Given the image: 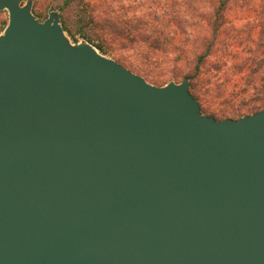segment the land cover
Listing matches in <instances>:
<instances>
[{
  "label": "water",
  "instance_id": "95a60500",
  "mask_svg": "<svg viewBox=\"0 0 264 264\" xmlns=\"http://www.w3.org/2000/svg\"><path fill=\"white\" fill-rule=\"evenodd\" d=\"M0 11V264H264V110L216 120L187 78Z\"/></svg>",
  "mask_w": 264,
  "mask_h": 264
},
{
  "label": "rangeland",
  "instance_id": "374dc122",
  "mask_svg": "<svg viewBox=\"0 0 264 264\" xmlns=\"http://www.w3.org/2000/svg\"><path fill=\"white\" fill-rule=\"evenodd\" d=\"M32 13L39 22L51 12L61 16L73 36H66L71 43L86 42L75 33L79 17L87 19L85 34L92 46L98 45L105 56L115 60L149 84L162 87L170 82L181 83L183 77L193 74L195 57L210 44V56L203 65V78L199 88L209 92L201 97L217 112H250L259 103L250 96L238 94L229 88L222 93L209 88L207 81H214L216 65L226 63L224 72L234 74L233 65L247 58L244 48L255 49L264 43V0H232L224 9L223 26L213 36L207 27V19L216 9L215 0H31ZM25 3V2H24ZM193 9L197 17L192 19L185 12ZM184 31L178 32L174 22L156 19L174 15ZM200 17H202L200 19ZM8 24V13L0 12V35ZM61 24V23H60ZM62 26V24H61ZM154 29L163 32L167 42L157 48ZM163 36V37H164ZM244 45L242 47L239 44ZM94 47V46H93ZM95 48V47H94ZM248 49V50H249ZM99 51V50H98ZM221 92V93H220ZM206 115V114H205ZM208 116V115H207ZM247 116V115H244ZM216 120L220 118L216 117Z\"/></svg>",
  "mask_w": 264,
  "mask_h": 264
},
{
  "label": "trees",
  "instance_id": "16d2710c",
  "mask_svg": "<svg viewBox=\"0 0 264 264\" xmlns=\"http://www.w3.org/2000/svg\"><path fill=\"white\" fill-rule=\"evenodd\" d=\"M77 2H81L82 0H75ZM187 1V0H186ZM190 1V0H188ZM232 0H215V3H217V7L213 12H211V15L206 18L207 19V27L210 30V34L213 36H216L220 33L221 28L223 26V14L224 9L226 6L231 2ZM188 13L190 14V17L192 19H195L197 17V11L194 12L193 9H191L188 12H185L186 16H188ZM174 15L168 16L167 14H163V17L160 19H156L155 22L157 23L159 20L166 19L167 22L171 23L174 22V27L176 28V31L183 32L184 28L180 22H177V12L173 13ZM202 17H200L201 19ZM87 19L91 21L90 16L85 17L84 15L79 17L78 20V26L75 30V33L79 34L80 37H82L86 42L92 44L93 41L87 37L85 34V27L87 25ZM60 23L62 24V29L64 32H66L68 35L73 36V33L71 30L65 25V22L63 19H61L60 16ZM260 28L264 31V25H260ZM153 33L157 35L154 37V41L157 44V48L163 46L167 42V38L164 36V33H159L154 29ZM164 36V37H163ZM99 45V44H98ZM98 45H93L99 52L103 55L106 54L105 51L102 50V48ZM211 45V44H210ZM210 45L207 46L202 52L198 53L195 57V65L193 69V74H188L183 77V80L187 78L189 80V90L191 95L199 102L201 110L204 114L210 116V117H218L219 120H226V119H239L243 117L244 115H252L256 112H259L261 110H264V43L261 45L256 46L255 49H249L244 48L243 52L246 51L247 58L242 60V62L239 65H233L231 67V70L235 72L234 74H229L228 72L223 71V67L226 66V63H222L215 66L214 71L215 75L212 77V80L214 81H207V85H209V88L215 90V91H221L222 93H226L230 89H232L234 92L237 91L238 94H243L250 96L251 98L255 99L259 106L257 108L252 109L253 111L250 112H241L240 110L237 112H217L210 108V105L207 101H205L204 98L201 97V93H207L209 92L206 88L201 89L199 88L201 78H203V65L206 64L207 58L211 55L210 54ZM240 47L244 46L239 44ZM249 49V50H248ZM182 80V81H183ZM165 85V84H164ZM159 85V86H164ZM220 92V93H221Z\"/></svg>",
  "mask_w": 264,
  "mask_h": 264
},
{
  "label": "flooded vegetation",
  "instance_id": "af4514ba",
  "mask_svg": "<svg viewBox=\"0 0 264 264\" xmlns=\"http://www.w3.org/2000/svg\"><path fill=\"white\" fill-rule=\"evenodd\" d=\"M25 1L22 2V4H24ZM0 12H7V11H0Z\"/></svg>",
  "mask_w": 264,
  "mask_h": 264
}]
</instances>
